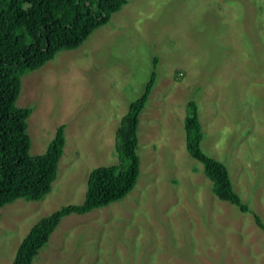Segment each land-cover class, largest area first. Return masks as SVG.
<instances>
[{
	"label": "rangeland",
	"instance_id": "1",
	"mask_svg": "<svg viewBox=\"0 0 264 264\" xmlns=\"http://www.w3.org/2000/svg\"><path fill=\"white\" fill-rule=\"evenodd\" d=\"M154 74L135 188L63 217L34 264H264V0H129L79 47L25 72L30 153L61 125L66 144L44 197L0 208V264L42 217L85 201L93 169L119 162L117 130ZM191 100L203 150L228 166L248 212L218 200L187 151Z\"/></svg>",
	"mask_w": 264,
	"mask_h": 264
},
{
	"label": "trees",
	"instance_id": "2",
	"mask_svg": "<svg viewBox=\"0 0 264 264\" xmlns=\"http://www.w3.org/2000/svg\"><path fill=\"white\" fill-rule=\"evenodd\" d=\"M129 0H0V208L20 198L40 200L57 177L66 138L61 125L42 154L30 153V109L17 106L21 76L53 59L61 50L75 49L98 27L108 23ZM157 58H155V61ZM182 75V73H180ZM155 74L144 93L130 104L117 130L119 162L99 166L88 178L86 199L68 204L42 217L18 246L13 264H34L63 217L90 213L126 197L136 186L141 159L137 151L140 114L145 108ZM186 146L199 161L212 191L220 201L248 212L234 189L228 166L202 148L204 131L195 100L188 102ZM207 180V179H206ZM209 183V184H211ZM210 186V185H209ZM258 224L264 229L259 217ZM42 264H45L42 260Z\"/></svg>",
	"mask_w": 264,
	"mask_h": 264
}]
</instances>
